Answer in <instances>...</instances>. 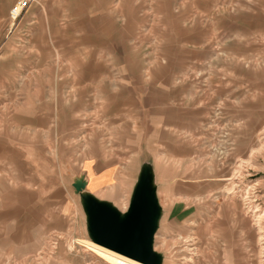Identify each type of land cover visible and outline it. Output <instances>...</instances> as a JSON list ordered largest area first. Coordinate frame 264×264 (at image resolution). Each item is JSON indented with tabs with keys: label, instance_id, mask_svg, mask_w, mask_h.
<instances>
[{
	"label": "rangeland",
	"instance_id": "374dc122",
	"mask_svg": "<svg viewBox=\"0 0 264 264\" xmlns=\"http://www.w3.org/2000/svg\"><path fill=\"white\" fill-rule=\"evenodd\" d=\"M144 162L163 264H261L264 0H0V264H108L73 182Z\"/></svg>",
	"mask_w": 264,
	"mask_h": 264
},
{
	"label": "water",
	"instance_id": "95a60500",
	"mask_svg": "<svg viewBox=\"0 0 264 264\" xmlns=\"http://www.w3.org/2000/svg\"><path fill=\"white\" fill-rule=\"evenodd\" d=\"M86 186L83 175L75 178L73 187L80 197L90 240L142 264H163L164 254L154 246L163 207L153 165H141L125 211Z\"/></svg>",
	"mask_w": 264,
	"mask_h": 264
},
{
	"label": "bare ground",
	"instance_id": "6f19581e",
	"mask_svg": "<svg viewBox=\"0 0 264 264\" xmlns=\"http://www.w3.org/2000/svg\"><path fill=\"white\" fill-rule=\"evenodd\" d=\"M243 202H244V200H243ZM247 203H249V201ZM256 206L257 205L255 204V206H254L255 210L254 211H256L258 209V208H256ZM250 210H252V209H250ZM261 215L262 214H259L257 216V220L260 219L259 217H261ZM78 242L83 244V245H85L88 249H91L98 257H100L101 259H103L104 261H106L109 264H142V263H139V262H137V261H135L133 259L125 257V256H123L121 254H118V253H116V252H114V251H112L110 249H107V248H105V247H103L101 245H98V244H96L94 242L87 241V240H80V239L78 240Z\"/></svg>",
	"mask_w": 264,
	"mask_h": 264
},
{
	"label": "built area",
	"instance_id": "2783aa9c",
	"mask_svg": "<svg viewBox=\"0 0 264 264\" xmlns=\"http://www.w3.org/2000/svg\"><path fill=\"white\" fill-rule=\"evenodd\" d=\"M14 12V17H16L18 15L17 11H13ZM261 264H264V249H263V253L261 256Z\"/></svg>",
	"mask_w": 264,
	"mask_h": 264
},
{
	"label": "crops",
	"instance_id": "0c3cea01",
	"mask_svg": "<svg viewBox=\"0 0 264 264\" xmlns=\"http://www.w3.org/2000/svg\"><path fill=\"white\" fill-rule=\"evenodd\" d=\"M61 202V201H60ZM64 203V202H63ZM79 240V239H78ZM80 240H87V241H91L90 239H80ZM93 242V241H91ZM109 264V263H108Z\"/></svg>",
	"mask_w": 264,
	"mask_h": 264
}]
</instances>
